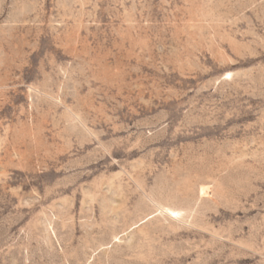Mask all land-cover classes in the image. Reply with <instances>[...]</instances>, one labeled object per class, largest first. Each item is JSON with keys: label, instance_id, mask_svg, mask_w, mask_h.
Instances as JSON below:
<instances>
[{"label": "rangeland", "instance_id": "rangeland-1", "mask_svg": "<svg viewBox=\"0 0 264 264\" xmlns=\"http://www.w3.org/2000/svg\"><path fill=\"white\" fill-rule=\"evenodd\" d=\"M0 264H264V0H0Z\"/></svg>", "mask_w": 264, "mask_h": 264}, {"label": "bare ground", "instance_id": "bare-ground-1", "mask_svg": "<svg viewBox=\"0 0 264 264\" xmlns=\"http://www.w3.org/2000/svg\"><path fill=\"white\" fill-rule=\"evenodd\" d=\"M199 191H200V194L203 195V194H206L208 190L206 186H201Z\"/></svg>", "mask_w": 264, "mask_h": 264}]
</instances>
